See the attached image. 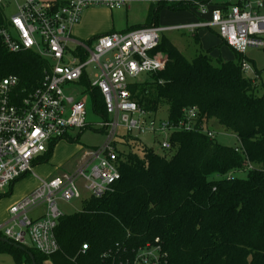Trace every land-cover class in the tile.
<instances>
[{
  "label": "trees",
  "instance_id": "obj_1",
  "mask_svg": "<svg viewBox=\"0 0 264 264\" xmlns=\"http://www.w3.org/2000/svg\"><path fill=\"white\" fill-rule=\"evenodd\" d=\"M38 1L56 12L69 0ZM189 6L194 5L160 1L144 27L159 26L163 8L183 11ZM5 9L0 5V30L11 29ZM157 50L167 56L165 68L147 75L148 81L130 84L131 98L155 119L166 109L162 120L173 124L194 109L193 128L171 133L172 148L158 153L135 134H120L121 179L114 191L90 197L80 212L59 219L54 232L59 252L46 256L25 245L37 264H127L156 239L169 264H264V93L242 71L248 59L233 49L236 61L214 64L212 49L201 48L189 60L165 37ZM47 67L35 50L10 52L0 38V77H17L21 95L41 85ZM90 96L94 111L107 119L100 92L91 90ZM212 122L236 135L241 152L217 142ZM91 128L88 124L67 140L80 145V136ZM57 144L35 163L48 162ZM239 171H247V177L232 175ZM15 183L0 197L10 196ZM0 253L17 264H32L26 252L7 243L0 242Z\"/></svg>",
  "mask_w": 264,
  "mask_h": 264
},
{
  "label": "built area",
  "instance_id": "obj_2",
  "mask_svg": "<svg viewBox=\"0 0 264 264\" xmlns=\"http://www.w3.org/2000/svg\"><path fill=\"white\" fill-rule=\"evenodd\" d=\"M144 2L154 3V0H69L58 11L51 12L46 3L38 0H0L5 10H15L8 19L11 29L0 30L7 49L13 53L35 50L48 62L43 82L26 95L17 92V77H0V194L31 173L36 160L52 144L88 126L86 105L79 96L98 90L108 116L97 125L105 133L104 142L86 150L75 171L42 180L37 189L13 205L7 220L0 224L1 238L34 247L46 256L59 252L54 232L64 214L58 208V201L81 199L79 181L90 197L102 198L114 191L121 179L117 144L121 130L126 134L160 137L162 150H170L171 133L193 128L194 109L186 110L184 120L173 124L151 117L131 98L130 84L165 68L167 56L157 50L161 33L216 28L222 41L238 53L245 55L249 48H264V0H225L211 10L209 21L194 25L170 28L152 25L103 34L88 42L75 36V27L89 9L124 10ZM193 5L207 13L203 2L195 1ZM90 66L97 71L89 73ZM242 71L253 72L249 62L242 63ZM71 85L79 87L81 93H68L67 87ZM207 133L213 136L212 132ZM42 207L46 208L43 216L32 217ZM87 249L84 245L83 251ZM126 263L169 264V261L156 239L140 247L134 259Z\"/></svg>",
  "mask_w": 264,
  "mask_h": 264
},
{
  "label": "rangeland",
  "instance_id": "obj_3",
  "mask_svg": "<svg viewBox=\"0 0 264 264\" xmlns=\"http://www.w3.org/2000/svg\"><path fill=\"white\" fill-rule=\"evenodd\" d=\"M160 1L164 0H154V3H139L132 6L131 9L114 11L113 13L108 12L107 9H92L94 11H91L87 14V11H85L84 16L86 19L84 18V25H82L81 27V29H83L84 31L82 36L83 39L79 38L76 34L75 36L84 42H88L90 39L103 34L111 32L124 33L135 28L144 27L147 25L149 20H151L153 9L156 8L158 2ZM167 1L170 2L171 0ZM172 1L193 3L195 1L201 0ZM209 1V4H207V2L204 3L207 5L206 14H203L194 6H189L187 10L183 11H173L167 7L163 8L159 12V26L170 28L179 25L195 24L199 23L200 21H209L211 10H213L215 6L224 4L225 0ZM14 14L15 10L13 8L7 9L6 16L8 17V19L11 18ZM76 31H78V29ZM217 32L218 30L216 28H199L196 33L198 34L200 43H197L198 38L194 35L193 32L189 30H170L161 33V38L165 37L166 39L171 41L176 46V48L189 60L193 59L197 51L202 48L204 50L212 49L211 57L214 64H217L219 59L224 62L236 61L235 51L229 45L224 44L221 41ZM245 57L248 59L249 64L253 68V72L245 74L246 77L256 79L258 87H260L262 93H264V48H249L245 53ZM95 71L97 70H95L93 66H90L88 69L89 73ZM149 78V76L144 75L140 81L145 82L148 81ZM83 102L86 105L88 114L87 123L90 124L92 128L86 130L80 136V145L68 140L59 141L58 144L53 148L48 162L40 163L38 161L37 164L35 163L33 166V171L31 173H28L15 183L12 189V194L10 196L0 197V224L3 223L5 219L7 220V211L9 207L13 203H15L16 200H18L22 195L37 189L40 186L42 180H50L55 177L64 176L67 173H72L73 171H75V167L77 166V164H80L83 153L86 150H89L92 147L100 146L104 142L105 136L100 134V129L97 127V125L101 124L104 119L94 111L91 96H85L83 98ZM166 115V109L161 110L156 119L162 120L166 117ZM210 128V130L215 133V138L219 144L224 147H234L241 152V144L233 132L227 130L218 122H212L210 124ZM124 133L125 131H120V134ZM71 135L76 138L78 132H72ZM135 136L140 137V139L149 147L153 148L156 153L162 151L160 137H155L151 134H136ZM80 146H83L84 152H81ZM232 175L238 178H245L247 177L248 172H233ZM77 185L82 194V198L70 202L59 200L58 208L63 214L70 215L80 212L85 201L89 200L90 198V193L85 189V185H83V182L79 181ZM10 190L11 189L9 188L1 194L9 193ZM32 217H34V214H32ZM0 264L17 263L15 262L14 258L8 253H0Z\"/></svg>",
  "mask_w": 264,
  "mask_h": 264
},
{
  "label": "crops",
  "instance_id": "obj_4",
  "mask_svg": "<svg viewBox=\"0 0 264 264\" xmlns=\"http://www.w3.org/2000/svg\"><path fill=\"white\" fill-rule=\"evenodd\" d=\"M208 4V3H207ZM91 11H94V10H92V9H89V10H87V12H86V14L87 13H90ZM108 12H111V13H113L114 11H110V10H107ZM116 11H120V10H116ZM85 15V14H84ZM85 16H83V18H82V21L80 22V24L79 25H77L76 27H75V29H74V33L79 37V38H82V36H83V29H81V27H82V25H84L83 24V22L85 21ZM195 24H197V23H195ZM194 25V24H193ZM78 29V31H76ZM199 30V29H198ZM218 34V33H217ZM198 35V34H197ZM219 36V35H218ZM220 38V37H219ZM83 39V38H82ZM221 39V38H220ZM221 41H222V39H221ZM223 42V41H222ZM67 92L68 93H72V94H79V93H81V89L79 88V87H77V86H73V85H71V86H68L67 87ZM85 96H89L90 97V94H85V95H83V96H79V99H81V100H83V98L85 97ZM101 130V129H100ZM81 130H75V131H72V132H78V134H79V132H80ZM72 132L70 133V137H72V138H74L71 134H72ZM100 134H102L103 136H104V133H103V131H100ZM67 140V139H66ZM80 150H81V152L83 151L84 152V150L82 149L83 147H81L80 146ZM40 159V158H39ZM38 160V159H37ZM79 163V162H78ZM77 164V163H76ZM77 166H79L78 164H77ZM76 166V167H77ZM76 167H75V169H76ZM68 174V173H67ZM15 185V184H14ZM13 185V186H14ZM12 189H13V187H12ZM32 192V191H31ZM30 193V192H29ZM29 193H26V194H24V195H22L18 200H16V202L15 203H13L10 207H9V209L13 206V205H15L17 202H19L23 197H25L27 194H29ZM9 209H8V211H7V213H8V216H9ZM46 212V208L45 207H42L41 209H39V210H37V211H35V212H33V214H34V216L36 215V217L38 216V217H41V216H43V214ZM6 220V219H5ZM4 220V221H5ZM3 221V222H4Z\"/></svg>",
  "mask_w": 264,
  "mask_h": 264
},
{
  "label": "water",
  "instance_id": "obj_5",
  "mask_svg": "<svg viewBox=\"0 0 264 264\" xmlns=\"http://www.w3.org/2000/svg\"><path fill=\"white\" fill-rule=\"evenodd\" d=\"M0 242L7 243L16 249H19V250L26 252L30 256V258L32 260V264H37L34 255L31 252H29L28 250H26L25 247H23L21 245L14 244V243L10 242L8 239L1 238V237H0Z\"/></svg>",
  "mask_w": 264,
  "mask_h": 264
}]
</instances>
